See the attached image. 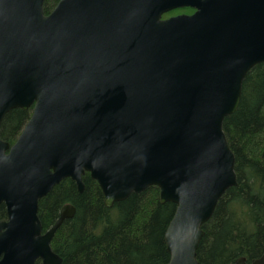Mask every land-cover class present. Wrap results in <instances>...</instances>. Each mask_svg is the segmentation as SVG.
<instances>
[{
	"label": "water",
	"instance_id": "95a60500",
	"mask_svg": "<svg viewBox=\"0 0 264 264\" xmlns=\"http://www.w3.org/2000/svg\"><path fill=\"white\" fill-rule=\"evenodd\" d=\"M43 1L0 0V123L32 107L12 145L0 138V264H61L50 242L75 208L42 231L38 201L64 178L82 192L86 172L106 207L158 187L176 205L168 264H203L202 225L236 185L222 122L264 62V0Z\"/></svg>",
	"mask_w": 264,
	"mask_h": 264
},
{
	"label": "trees",
	"instance_id": "16d2710c",
	"mask_svg": "<svg viewBox=\"0 0 264 264\" xmlns=\"http://www.w3.org/2000/svg\"><path fill=\"white\" fill-rule=\"evenodd\" d=\"M58 1L44 0L43 13ZM31 110H9L0 123V138L12 145ZM222 130L234 156L236 185L218 199L202 225L196 259L203 264H228L239 257L249 262L264 253V62L244 76L238 106L223 119ZM82 181L79 192L74 181L64 178L38 201L42 231L55 222L63 205L75 208L50 242L61 264H168L164 233L176 205L161 203L158 187L148 186L106 207L89 173ZM6 217L0 203V221Z\"/></svg>",
	"mask_w": 264,
	"mask_h": 264
},
{
	"label": "flooded vegetation",
	"instance_id": "af4514ba",
	"mask_svg": "<svg viewBox=\"0 0 264 264\" xmlns=\"http://www.w3.org/2000/svg\"><path fill=\"white\" fill-rule=\"evenodd\" d=\"M192 12H193V10L190 8H179V9L173 10V12L170 13L169 16H174V15L181 14V13L191 14Z\"/></svg>",
	"mask_w": 264,
	"mask_h": 264
}]
</instances>
